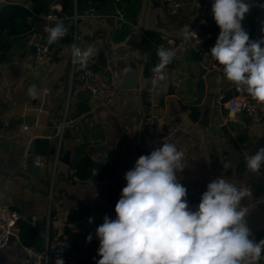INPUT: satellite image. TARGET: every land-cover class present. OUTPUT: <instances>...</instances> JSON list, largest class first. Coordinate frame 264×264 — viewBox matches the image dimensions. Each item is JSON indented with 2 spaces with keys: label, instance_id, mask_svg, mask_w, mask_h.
Segmentation results:
<instances>
[{
  "label": "crops",
  "instance_id": "0c3cea01",
  "mask_svg": "<svg viewBox=\"0 0 264 264\" xmlns=\"http://www.w3.org/2000/svg\"><path fill=\"white\" fill-rule=\"evenodd\" d=\"M9 1L33 10L31 0ZM72 1L71 15L61 17L62 0H50L27 19L19 18L18 26L29 28L15 35L5 30L1 38L5 42L0 53V207L12 206L24 221L15 228L16 238L0 248V264H30L25 246L42 249L56 236H66L79 251L85 250L78 220L92 218L98 227L105 215L117 218L115 205L127 184L125 173L141 155L151 153L142 147L141 122L143 90L157 59V43L165 37L177 39L181 28L197 20L206 2L181 0L182 8L173 15L168 11L170 0H130L123 7L106 0L104 15L92 17L89 11L78 10L77 0L72 9ZM99 1L84 0L83 5ZM245 2L250 10L242 27L250 41L264 39V0ZM118 9L127 18L121 27L115 17ZM112 10L113 16L108 14ZM53 13L69 32L51 44L45 61L35 65L37 42L49 35L48 27L56 25L57 19L47 18ZM205 19L215 45L220 28L212 8ZM72 43L82 50L90 45L99 48V55L90 58L88 65L103 68L100 59L105 57L118 87L110 103L93 95L83 99L87 88L79 76L80 65L72 64ZM222 73L220 81L216 71L203 69L194 51L172 62L165 71L160 128L166 130L177 122L193 126L191 134H179L174 141L185 153V167L177 174L191 201L200 202L207 184L218 178L250 189L251 198L241 203L249 208L245 219L259 242L258 233L264 231V166L250 172L245 158L264 147V119L256 123L245 114L229 113L228 100L244 91L225 78L223 68ZM33 86L35 96L29 92ZM222 91L224 98H220ZM93 152L108 154V165H100L90 178L76 183L70 170ZM38 155L44 157L41 166L35 165ZM109 173L119 177L117 186L98 194L93 179ZM61 258L64 264H85L73 252L64 251ZM258 264H264V259Z\"/></svg>",
  "mask_w": 264,
  "mask_h": 264
},
{
  "label": "clouds",
  "instance_id": "9594fccd",
  "mask_svg": "<svg viewBox=\"0 0 264 264\" xmlns=\"http://www.w3.org/2000/svg\"><path fill=\"white\" fill-rule=\"evenodd\" d=\"M249 10L245 0H214L212 13L220 33L210 55L223 66L225 78L238 91L264 104V39L250 41L242 27ZM181 31L195 36L187 25ZM48 32V43L53 44L69 29L57 19ZM70 47L72 64L81 69L100 51L95 45L84 50L75 43ZM175 55L164 47L157 50L160 62L153 71L158 80L165 79L163 69ZM29 92L35 96V86ZM184 157L175 144L163 143L150 155H141L135 167L125 173L127 184L115 205L117 218L105 215L96 229L101 257L96 264H258L264 240L256 242L252 237L245 219L249 208L241 203L251 198L250 189L238 188L226 178L215 179L207 184L192 211L187 189L177 179L178 171L185 167ZM245 162L248 171L257 173L264 166V147L247 156ZM91 240L89 234L86 241ZM55 264L64 261L58 257Z\"/></svg>",
  "mask_w": 264,
  "mask_h": 264
},
{
  "label": "built area",
  "instance_id": "2783aa9c",
  "mask_svg": "<svg viewBox=\"0 0 264 264\" xmlns=\"http://www.w3.org/2000/svg\"><path fill=\"white\" fill-rule=\"evenodd\" d=\"M214 0H206L199 10V16L197 20L189 27L191 32L195 33V36L188 32H182L177 38L165 37L157 43V48L164 47L175 51V56L172 60L179 59L184 53L188 51L197 52L199 55L200 65L207 69L213 70L218 73V79L223 80L222 65H219L217 61L210 55V49L214 46L213 35L211 31L206 27L205 13L208 9L212 8ZM10 4L9 0H0V6ZM183 2L181 0H170L168 11L170 14H177L182 8ZM89 15L103 16L102 12H98L96 9L91 8ZM59 15L56 13L49 14L47 18L49 20L58 19ZM75 19L77 14L74 15ZM115 17L118 21V26L121 27L123 23L127 21L126 15L123 11L117 10ZM48 27V26H47ZM50 28L48 27V30ZM51 44L48 43V35L39 40L34 50V63L40 65L51 54ZM159 57L157 56L156 62L152 67L149 75V80L146 87L143 90L145 111L142 118V147L150 152L162 146L163 143L174 144L175 139L179 134H191L193 132V126L187 125L183 122H177L166 130L160 128L159 123V110L161 106V95L163 93L164 80H158V74L153 71L156 65L159 63ZM171 62V63H172ZM170 63V64H171ZM1 64V59H0ZM169 64V65H170ZM163 69V75L167 67ZM79 76L84 86L91 91V94L102 103H110L118 93V87L116 80L108 68H96L91 65L81 69ZM155 81V83H154ZM226 94L221 92L220 98H224ZM228 109L230 114H245L253 122H261L264 119V104L257 103L246 92L230 98L228 100ZM27 129V127H24ZM92 159L100 164L108 165L109 156L106 153L93 152L91 154ZM44 157L38 155L35 160L36 166L43 164ZM70 175L73 181L81 183V179L77 167H73L70 170ZM178 182H180L177 174ZM119 177L116 175H104L96 180L93 184L98 194H103L111 191L118 184ZM187 200L189 207L192 211H195L200 202L191 201L187 194ZM20 218V213L17 209L9 205H3L0 207V248L5 247L8 244L11 234H15V228L17 221ZM97 226L91 222L89 218H83L77 224V230L82 233L85 250L79 251L78 248L71 242L66 236H56L48 239L46 245L42 249L35 248L33 246H25L26 254L29 258L30 264H52L56 259L61 258L64 251L73 252L78 255L79 259L85 264H93L101 257L98 255V249L100 244L98 237L96 236ZM92 235L90 242L86 241L88 235Z\"/></svg>",
  "mask_w": 264,
  "mask_h": 264
},
{
  "label": "trees",
  "instance_id": "16d2710c",
  "mask_svg": "<svg viewBox=\"0 0 264 264\" xmlns=\"http://www.w3.org/2000/svg\"><path fill=\"white\" fill-rule=\"evenodd\" d=\"M50 0H31L32 2V7L33 10H29L25 7L18 6V5H12V4H7L4 5L2 9H0V53L3 48V43L1 41L2 35L4 31L6 30L9 35H15L19 34L24 31V29L29 28V26L26 24L24 27L18 26L20 22H18L19 18H23L24 20L27 19L29 16L33 14V11L39 12L44 8V4ZM71 0H62L63 2V9L59 13L61 17H66L71 15V11L69 10V3ZM78 2V10L79 11H89L91 8L96 9L98 12H105L107 10L106 0H100L99 4L96 3L97 5H83L84 0H77ZM113 3L115 5L117 4L119 7H123L124 5L128 6L130 4V0H113ZM102 165L100 163L95 162L92 157H86L84 161L77 167L78 173L81 177L82 180H85L87 178H90L91 174L93 173V169H98L99 166ZM86 171H88L86 173ZM115 175L114 173H109L106 175ZM83 219V218H82ZM79 219L78 221H80ZM68 233H70V230H67ZM22 236L24 237V234L22 233ZM258 237L260 240H264V231H261L258 233ZM31 246V245H27ZM264 259V252L261 253V258L258 263H260ZM93 264H96L93 263Z\"/></svg>",
  "mask_w": 264,
  "mask_h": 264
},
{
  "label": "water",
  "instance_id": "95a60500",
  "mask_svg": "<svg viewBox=\"0 0 264 264\" xmlns=\"http://www.w3.org/2000/svg\"><path fill=\"white\" fill-rule=\"evenodd\" d=\"M27 6H31V3L30 2H27ZM71 8L72 9H76V5H75V0H73L72 1V4H71ZM115 13V10H112V11H110L108 14L109 15H111V16H113V14ZM112 18H114V17H112ZM100 66L101 67H103V68H105L106 66H107V61H106V59H105V57H102L101 59H100ZM203 69H205V68H203ZM203 71V70H202ZM89 95H92L91 94V91L90 90H86V91H83L82 92V97H83V99H85L87 96H89ZM93 180H96V178H94ZM24 220L22 219V218H19V220L17 221V226H20L21 224H22V222H23ZM16 238V235L15 234H11L10 235V237H9V241H8V244L11 242V241H13L14 239Z\"/></svg>",
  "mask_w": 264,
  "mask_h": 264
}]
</instances>
